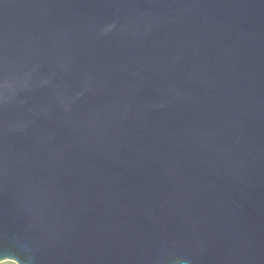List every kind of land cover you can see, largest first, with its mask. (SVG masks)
Here are the masks:
<instances>
[{"label": "water", "instance_id": "95a60500", "mask_svg": "<svg viewBox=\"0 0 264 264\" xmlns=\"http://www.w3.org/2000/svg\"><path fill=\"white\" fill-rule=\"evenodd\" d=\"M264 264V0H0V264Z\"/></svg>", "mask_w": 264, "mask_h": 264}, {"label": "trees", "instance_id": "16d2710c", "mask_svg": "<svg viewBox=\"0 0 264 264\" xmlns=\"http://www.w3.org/2000/svg\"><path fill=\"white\" fill-rule=\"evenodd\" d=\"M4 264H14V263H12V262H7V263H4Z\"/></svg>", "mask_w": 264, "mask_h": 264}, {"label": "rangeland", "instance_id": "374dc122", "mask_svg": "<svg viewBox=\"0 0 264 264\" xmlns=\"http://www.w3.org/2000/svg\"><path fill=\"white\" fill-rule=\"evenodd\" d=\"M4 263H7V262H4ZM4 263H1V264H4ZM13 263V262H12ZM15 264V263H14Z\"/></svg>", "mask_w": 264, "mask_h": 264}]
</instances>
